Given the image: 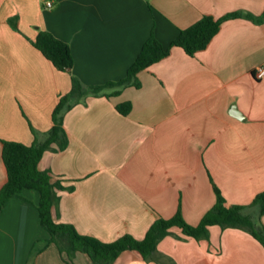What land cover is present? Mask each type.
I'll return each instance as SVG.
<instances>
[{
	"label": "crops",
	"instance_id": "crops-1",
	"mask_svg": "<svg viewBox=\"0 0 264 264\" xmlns=\"http://www.w3.org/2000/svg\"><path fill=\"white\" fill-rule=\"evenodd\" d=\"M235 12L259 20H226L193 57L172 48L137 75L138 88L104 90L109 97L87 96L65 111L68 145L46 151L37 167L73 187L58 193L56 221L103 243L142 240L178 209L198 225L215 204L213 185L226 206H244L264 229V215L249 207L264 191V79L253 76L264 64V0H0V189L2 143L44 141L74 82H118L151 33L166 48L203 16ZM40 31L68 45L70 72L33 47ZM127 102L122 116L116 107ZM38 202L36 192L23 191L0 211V264H27L32 250H40L33 264H68L46 245ZM157 252L161 264H264L251 235L216 226L198 241L172 228ZM73 264L92 263L78 253ZM114 264L156 263L125 251Z\"/></svg>",
	"mask_w": 264,
	"mask_h": 264
},
{
	"label": "trees",
	"instance_id": "trees-1",
	"mask_svg": "<svg viewBox=\"0 0 264 264\" xmlns=\"http://www.w3.org/2000/svg\"><path fill=\"white\" fill-rule=\"evenodd\" d=\"M236 18L259 20L250 14L238 12L229 13L219 19L203 16L190 27L181 30L175 40L166 48L151 33L122 80L92 87H85L79 82H74L70 92L62 96L54 107L53 125L44 141L36 142L31 146L13 142L2 143V161L6 170V182L0 189V211L11 198L18 197L23 191L36 192L39 196L36 206L39 223L48 236L46 245H54L62 260L68 264H73L78 253L86 255L92 264H114L118 256L125 251L137 252L147 263L161 264L162 256L157 252V245L170 234L172 228H178L185 237L196 241L207 238L209 227L238 229L251 235L264 248L263 227L257 225L251 217L244 213V206H226L214 185L215 204L196 226L188 225L178 209L176 214L168 220L162 218L155 220L142 240H135L129 235H124L114 242L103 243L95 238L80 235L71 225L56 221L58 193L72 191L73 187L63 186L61 180L53 179L49 172L40 171L37 167L46 151L61 152L66 149L68 138L63 129L62 117L64 112L73 105L87 96L105 95L109 97L104 94V90L123 89L129 86L138 88L137 75L167 57L172 48H180L186 55L193 57L208 46L219 31L222 22ZM32 45L57 71H71L73 60L65 42L46 31H40ZM118 92L116 90L112 95L118 94ZM130 110L131 105L128 102L116 107V111L122 116L128 115ZM21 199L25 201L23 198ZM249 207L258 208V218L264 215V191L254 197ZM38 253L40 250H32L27 264H33ZM162 264L164 263L162 262Z\"/></svg>",
	"mask_w": 264,
	"mask_h": 264
},
{
	"label": "built area",
	"instance_id": "built-area-1",
	"mask_svg": "<svg viewBox=\"0 0 264 264\" xmlns=\"http://www.w3.org/2000/svg\"><path fill=\"white\" fill-rule=\"evenodd\" d=\"M46 8L50 9L52 7L51 2L45 3ZM253 76L256 80L264 79V64L256 67L253 72Z\"/></svg>",
	"mask_w": 264,
	"mask_h": 264
}]
</instances>
